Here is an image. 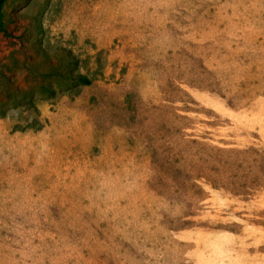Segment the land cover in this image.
<instances>
[{
	"label": "rangeland",
	"instance_id": "374dc122",
	"mask_svg": "<svg viewBox=\"0 0 264 264\" xmlns=\"http://www.w3.org/2000/svg\"><path fill=\"white\" fill-rule=\"evenodd\" d=\"M2 22L0 264H264V0Z\"/></svg>",
	"mask_w": 264,
	"mask_h": 264
},
{
	"label": "trees",
	"instance_id": "16d2710c",
	"mask_svg": "<svg viewBox=\"0 0 264 264\" xmlns=\"http://www.w3.org/2000/svg\"><path fill=\"white\" fill-rule=\"evenodd\" d=\"M6 0H0V31H2L3 29V22H2V9H3V6L5 4ZM76 77L78 78V80L82 83V84H89L90 83V80L86 77V76H83V75H76ZM50 91H53V90H50ZM25 102L34 107V102H33V98L31 97V95H27L25 97Z\"/></svg>",
	"mask_w": 264,
	"mask_h": 264
}]
</instances>
